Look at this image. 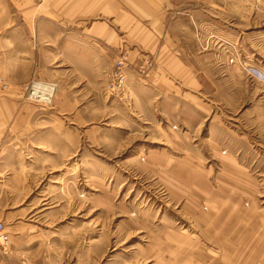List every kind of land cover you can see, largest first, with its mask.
<instances>
[{
  "label": "rangeland",
  "instance_id": "1",
  "mask_svg": "<svg viewBox=\"0 0 264 264\" xmlns=\"http://www.w3.org/2000/svg\"><path fill=\"white\" fill-rule=\"evenodd\" d=\"M60 1L67 36L95 25L112 35L98 41L97 66L69 48L23 86L0 74V222L10 245L0 264L18 254L20 264H264V0H170L187 10L175 12L172 31L193 73L162 56L157 0H144L146 9L112 0L76 20L77 4ZM58 10L55 0H0V30ZM217 20L222 33L202 29ZM35 86L53 90L47 102ZM246 108V121L235 120ZM222 123L249 135L248 172L261 196L240 208L260 210L263 226H238L232 202L204 196L192 154L210 147L208 128ZM220 171L206 181L229 195Z\"/></svg>",
  "mask_w": 264,
  "mask_h": 264
},
{
  "label": "crops",
  "instance_id": "2",
  "mask_svg": "<svg viewBox=\"0 0 264 264\" xmlns=\"http://www.w3.org/2000/svg\"><path fill=\"white\" fill-rule=\"evenodd\" d=\"M55 1L57 8L60 9L56 12H53L51 14H49L48 12H43L40 16H35V18L33 14H27L24 16L25 19H30L32 22H34L31 24V27H28L26 29L13 28L8 32L0 30V74L12 80V87L23 86L32 75L42 74L43 70L46 67L51 66L52 56L54 57V61H62L63 59L67 60L68 55H66V51L69 48L73 49L75 55L73 58L75 60H80L83 64L91 67L100 64L99 51L101 49L98 45V41L105 38V42L109 43V38L107 37L109 35H112V29H110L111 31H109L108 29L105 30L104 25L100 27H97L95 25V27L92 26L90 29L85 28L79 31L78 29H71L67 36L64 25L61 26L60 24L62 23L61 21L65 20L64 18L66 12L65 8H63L64 1ZM135 1L140 3L141 6L146 9V1ZM157 1V5L160 6V10L162 11H157L159 22H154V24L160 29L161 35H163L164 37L163 46L160 49L162 56L167 54L171 55L170 58L177 61L179 66L181 65L182 67H187L193 73V68L190 65L191 63H184L186 59L188 60V58H190L189 54H187V52H182V50L177 47V32L172 31V27L177 28L176 26L179 23V20H177V18H174L175 12H184L187 10H185V6L177 4L175 5L171 3L170 0ZM107 2L110 3L109 5H112V0H71V8L74 7L75 4H77V8H75L72 12V19H81L84 17H90V15L97 16L98 11L103 10L102 6H106ZM154 2L156 3V0H153V3ZM96 4H98V7H96ZM60 12L62 13L60 14ZM115 14H118V12L116 11ZM167 14L172 15L170 16L171 21L169 23H166L164 21L165 15ZM112 16L113 13L111 17ZM8 19L12 18L9 16ZM38 20L39 23H35ZM217 21L218 22H216L215 24L216 26L211 23H202V29H207V32H210L209 29H212L213 31L214 28H217L216 32L222 33L225 29H227V26L222 20ZM0 22H2V18H0ZM190 22L193 24V21ZM53 23L57 24V29L52 26L50 27V25H53ZM221 23H223V26L221 25ZM105 25L108 26L107 24ZM203 26L207 27L205 28ZM112 27L113 25L110 28ZM166 27L170 31H165ZM146 29L147 28L144 25L141 28V30L144 31ZM162 30L165 32H163ZM101 33H104V35L99 39ZM143 37L144 40L145 38H147L145 44H148V42H150V37H148L147 34H144ZM203 38L205 37L203 36L202 39ZM156 39L158 40V38ZM155 44L157 45L156 42ZM168 45L170 46V49H166L164 47ZM101 51L103 52V50ZM204 51L205 50H203V52ZM52 53H57V55L59 56L55 57V54L52 55ZM7 67H10L11 72H13L9 77L4 75L5 71L9 72V70L6 69ZM195 74L196 79L198 73L196 72ZM194 83V87L196 89L202 88L199 83ZM250 108L252 107L250 106L249 109ZM247 111L248 109L246 108L244 112L239 113L238 119L236 118L235 120H238L239 122L246 121L243 119V116L247 114ZM238 125L239 126L235 125V130L230 126L228 127L227 125H225V123H222L217 127L210 126L208 129L213 128V130L216 131V135L212 136V130L208 131L207 141L210 143V147L205 151L203 149L199 150L196 147L195 150L197 152L195 154H192V161H194L193 166H195L194 170L200 168L203 172L205 171V173L203 174H205L206 176L203 179L206 180H208V177H212L211 173L213 168L216 167L221 170L220 173H217L216 176H218L219 179L220 177H222V180H220L222 184L230 186V189L226 188L230 192L229 195L220 194V187L214 189L212 185L213 182L209 179V181H203L204 196L214 204L216 202H220V204L223 202H232L233 204H231V206H235V209L232 210L231 214L233 217L236 216V224H238V226L252 225L253 227V224H256L257 226L262 224L260 226H263L260 218L262 212L260 210H255L254 208L253 210L240 208V205L244 202L252 201L253 199H257L258 197H260L261 192H259L258 188V179L256 177H253L248 172V169L252 166V163L250 164L248 160V152L250 151V145L248 144V142L250 141L249 135L240 131L239 127L243 128L241 123H238ZM244 125L246 126L247 123H244ZM195 130L199 131L198 127ZM260 144H262L261 140L255 143L256 146H260ZM178 156L181 157L178 159V162L180 164H184V160L186 158L182 157L180 152ZM214 181L216 182V179ZM218 216L221 217V215ZM12 257L9 258L11 261L10 263L20 264L22 262L20 259L23 258V255L18 254L13 255Z\"/></svg>",
  "mask_w": 264,
  "mask_h": 264
},
{
  "label": "built area",
  "instance_id": "3",
  "mask_svg": "<svg viewBox=\"0 0 264 264\" xmlns=\"http://www.w3.org/2000/svg\"><path fill=\"white\" fill-rule=\"evenodd\" d=\"M116 78L118 80V83L116 85L118 87H121L122 83H123L122 77L117 74ZM37 94H39V93H37ZM46 96L47 95H45L44 97H46ZM0 247H1V250L3 253H7L9 251V247H10V245H9V234L5 230V226H4V223L2 221L0 222Z\"/></svg>",
  "mask_w": 264,
  "mask_h": 264
},
{
  "label": "bare ground",
  "instance_id": "4",
  "mask_svg": "<svg viewBox=\"0 0 264 264\" xmlns=\"http://www.w3.org/2000/svg\"><path fill=\"white\" fill-rule=\"evenodd\" d=\"M51 91H53V90L51 88H48V87H45V88H43V86L42 87H36V92L37 93H40L41 94V97L40 98H42L44 100L48 98V97H44V96L45 95L49 96V94L51 93ZM44 102H47V101L45 100Z\"/></svg>",
  "mask_w": 264,
  "mask_h": 264
}]
</instances>
